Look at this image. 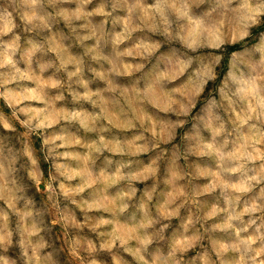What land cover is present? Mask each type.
I'll list each match as a JSON object with an SVG mask.
<instances>
[{
  "label": "rangeland",
  "instance_id": "rangeland-1",
  "mask_svg": "<svg viewBox=\"0 0 264 264\" xmlns=\"http://www.w3.org/2000/svg\"><path fill=\"white\" fill-rule=\"evenodd\" d=\"M0 264H264V0H0Z\"/></svg>",
  "mask_w": 264,
  "mask_h": 264
}]
</instances>
